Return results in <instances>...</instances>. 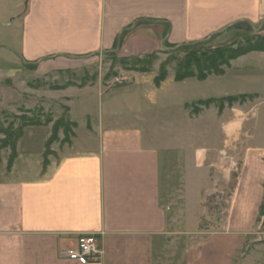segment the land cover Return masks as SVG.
Instances as JSON below:
<instances>
[{
    "label": "crops",
    "instance_id": "crops-1",
    "mask_svg": "<svg viewBox=\"0 0 264 264\" xmlns=\"http://www.w3.org/2000/svg\"><path fill=\"white\" fill-rule=\"evenodd\" d=\"M0 21L5 58L20 73L34 65L42 74L75 69L88 62L84 59L111 52L143 56L164 41H199L240 21L256 24L264 21V0H0ZM256 53L264 55L251 52L232 60L224 75L235 61ZM153 79L149 99L134 97L130 104L124 98L134 92L135 80L111 94L64 89L74 136L70 145H50L43 172L50 125L24 128L23 135L34 133L18 140L9 170V151L0 156V264H76L59 253L85 233L98 234L101 252L88 264H264V225L256 223L264 196V143L250 122L254 105L200 109L194 118L210 113L216 121L221 139L216 146L189 149L182 141L168 146L163 137L177 126L173 106L179 109L175 118L187 117L185 105L205 99L172 105L171 97L159 95L167 77L158 86ZM86 91L102 98L101 111L92 122V115H80L79 134L70 104ZM253 94L258 91L209 98ZM225 138L231 151L225 177H233L226 214L219 231L189 236L183 230L199 222L189 219L187 206L178 219L167 198L178 194L186 201L191 194L196 200L204 188L205 151L219 153ZM183 156L191 158L195 174L183 171ZM235 159L238 167L231 173Z\"/></svg>",
    "mask_w": 264,
    "mask_h": 264
},
{
    "label": "rangeland",
    "instance_id": "rangeland-1",
    "mask_svg": "<svg viewBox=\"0 0 264 264\" xmlns=\"http://www.w3.org/2000/svg\"><path fill=\"white\" fill-rule=\"evenodd\" d=\"M3 21L7 22V20ZM1 23L2 21H0ZM260 25L263 27L262 33H264V21ZM260 25L255 24L256 27ZM244 29L246 28L241 30L230 29L222 32L210 39L206 45L213 47L230 43H243L245 37L251 34H247L248 32ZM163 43L161 48L152 55V58H149L151 63L147 65L148 70L145 73L137 71L136 68L141 67L138 64L135 65V69L131 67L136 58H144L145 56V54L142 56L138 51H135L132 56L118 51L114 55L103 54L98 55L96 58H87L84 59L88 61L87 63L75 69L41 74L36 72L35 66H25L24 71L20 73L21 69L17 67V64L5 58L6 48L4 45H0V112H3V115H0V128L6 129L9 126L16 128L21 122L20 118L23 117L27 119L34 118L41 123L51 120L47 124L50 126L53 121H57L59 118L68 120L66 115L68 99L63 97V90L66 88H70L76 93L79 92L76 89L90 88L91 90L97 89L99 93L111 94L122 89H128L135 80V90L124 98L125 102L130 104L133 102L134 97L139 96L149 99L152 79L156 76L159 66L165 64L167 83L159 95L164 96L166 99L171 97L172 105L183 100L190 102L219 95H231L234 91L249 89L258 91V95H251L249 99H245L244 103L249 102L250 104H248L251 107L254 105L250 122L254 126V135L258 137L259 142L264 143V55L256 53L255 55L243 57L235 61L232 68L226 71L225 75L224 73L219 76L210 75L204 81L190 78L182 86L177 87L173 85L176 84L173 80L175 61L168 58L174 55H172V51L163 47ZM101 102L102 98L91 94L90 91L84 92L78 100L72 101L70 104V119L78 123L79 134L84 121V117L80 118V115L83 113L90 114L92 115L90 121H96L97 114H100L101 111ZM196 102L185 105L184 109L188 110L187 117L184 115L175 118L179 109L176 105L173 106L172 116L177 126L173 125V128L167 131V138L163 137L164 134L159 133L160 138L163 137L168 146L175 147L177 145L176 147H179L181 141L189 149L193 147L209 148L220 144L219 129L216 126V121L210 117L212 114L206 113L203 120L194 118L200 109L208 108L213 104L203 106L196 104ZM122 103L123 101L117 102L115 110L120 111ZM233 105H242V103L237 101L231 106ZM213 106H216V104ZM223 106L227 107L226 103ZM161 113L166 114V112ZM163 118V116L159 117L160 120ZM86 119L87 122H90L88 117ZM31 133H34V130L22 134L20 139L25 141V138L30 136ZM73 136L74 133L71 130V133L66 136L68 141L63 142L64 134L62 130H59L58 140L54 143L59 144L60 148L67 143L70 145ZM2 139L3 135L0 134V140ZM227 141L226 138L225 141L222 140V145L223 142ZM212 149H206L205 151L206 167L202 171L205 180L204 188L200 191L201 194L196 200L191 194L187 196L186 201L184 197H180L178 194L167 198L173 205V210L177 211L178 219L181 218L180 212H183L184 206H187L189 210L191 209L189 219L199 222L193 227L183 230L189 232L190 234H187L189 236L194 233L196 237H204L210 232L219 231L228 207L229 200L226 197L230 195L233 177L230 175L226 179L225 172L228 169L224 162L229 161L230 149H228V144H224L219 153ZM8 151V149H2L0 156H4ZM183 158L185 168L183 171L195 174L196 171L191 158L188 156H183ZM234 162L235 166L238 167L237 159ZM235 166H232L231 173L236 172ZM173 184L177 186L176 182H173ZM180 230L179 228L176 229V231Z\"/></svg>",
    "mask_w": 264,
    "mask_h": 264
},
{
    "label": "trees",
    "instance_id": "trees-1",
    "mask_svg": "<svg viewBox=\"0 0 264 264\" xmlns=\"http://www.w3.org/2000/svg\"><path fill=\"white\" fill-rule=\"evenodd\" d=\"M262 22L263 21L258 22V25H260ZM242 28H246L244 30L248 32L247 34H251L246 36L244 42L240 44L230 43L227 45H217L213 47L207 46L206 44L208 43V41L218 36L220 32L194 42H186L182 44H168L164 42L163 47L167 50L172 51V55H174L173 57H168L169 59H173L175 61L173 80L175 82H181L188 78H194L198 81H204L210 75H222L224 73V69L229 67L230 61L232 60H235L251 52H264V33H262L263 27H261V25L259 27H256L255 24H250L246 21H240L229 26L227 30H241ZM154 53L155 52L147 53L145 54L144 58H136L135 61H133V66L131 67L135 69V65L138 64L141 66L139 68H136L138 72H147V65L151 63L149 61V58H152V55ZM114 54L115 53L111 52L108 55ZM166 75L167 71L165 69V64L159 66V70L153 79V84L155 86H158L166 78ZM249 98V95L227 96L218 99L209 98L205 100H199L196 102V104L203 106L216 104L218 111H221L224 107V103H226V105L230 107L237 101L243 103L245 99ZM2 113L3 112H0V115H3ZM20 119L21 122L16 128H11V126L6 129L0 128V134L3 135V139L0 140V151L2 149L9 150L6 170H9L11 168L13 160L16 157V143L21 138L23 129L26 127L44 126L51 122V120H48L45 123H41L39 121H36L34 118L27 119L24 117ZM74 127V123H71L68 120H64L63 118H59L57 119V121L52 122L51 132L45 142V148L42 155V172L47 165V157L52 154L50 145L58 140L59 130H62L64 134L62 141L67 142L68 140H66V136L68 135V133H71V130ZM256 223L264 225V196L258 209Z\"/></svg>",
    "mask_w": 264,
    "mask_h": 264
},
{
    "label": "built area",
    "instance_id": "built-area-1",
    "mask_svg": "<svg viewBox=\"0 0 264 264\" xmlns=\"http://www.w3.org/2000/svg\"><path fill=\"white\" fill-rule=\"evenodd\" d=\"M235 169L237 170V166H235ZM228 197L226 198L228 199ZM100 254L98 234L88 233L78 234L75 237L74 244L59 253L62 259L76 264H88L95 262L98 260Z\"/></svg>",
    "mask_w": 264,
    "mask_h": 264
}]
</instances>
